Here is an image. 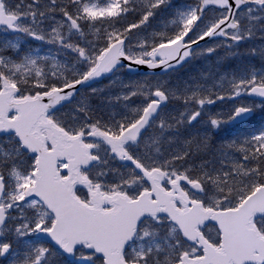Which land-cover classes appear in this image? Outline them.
I'll list each match as a JSON object with an SVG mask.
<instances>
[{
    "label": "snow or ice",
    "instance_id": "obj_1",
    "mask_svg": "<svg viewBox=\"0 0 264 264\" xmlns=\"http://www.w3.org/2000/svg\"><path fill=\"white\" fill-rule=\"evenodd\" d=\"M0 264H264V0H0Z\"/></svg>",
    "mask_w": 264,
    "mask_h": 264
},
{
    "label": "rangeland",
    "instance_id": "obj_2",
    "mask_svg": "<svg viewBox=\"0 0 264 264\" xmlns=\"http://www.w3.org/2000/svg\"><path fill=\"white\" fill-rule=\"evenodd\" d=\"M38 43L39 42H33V46H35ZM218 59H222V64H223L224 68H229L236 63V61H234L231 57H229L228 54L223 49H218L217 55L212 56L209 59H203V58L198 57L190 65H186L185 69L182 70L180 75L187 76L189 74H195V73H197L198 70H200L202 68H215L216 62ZM255 63H256L257 67L260 66L259 60H256ZM228 107H229V104L227 102H225L223 104L218 102L217 106L215 108L211 109V111L218 112L221 109L226 110Z\"/></svg>",
    "mask_w": 264,
    "mask_h": 264
},
{
    "label": "water",
    "instance_id": "obj_3",
    "mask_svg": "<svg viewBox=\"0 0 264 264\" xmlns=\"http://www.w3.org/2000/svg\"><path fill=\"white\" fill-rule=\"evenodd\" d=\"M142 70L146 71V69H142Z\"/></svg>",
    "mask_w": 264,
    "mask_h": 264
},
{
    "label": "trees",
    "instance_id": "obj_4",
    "mask_svg": "<svg viewBox=\"0 0 264 264\" xmlns=\"http://www.w3.org/2000/svg\"><path fill=\"white\" fill-rule=\"evenodd\" d=\"M257 119H258V117H257Z\"/></svg>",
    "mask_w": 264,
    "mask_h": 264
}]
</instances>
